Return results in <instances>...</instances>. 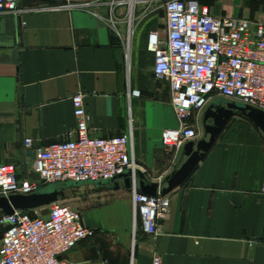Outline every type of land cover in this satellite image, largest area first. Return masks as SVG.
Instances as JSON below:
<instances>
[{"label":"crops","instance_id":"crops-1","mask_svg":"<svg viewBox=\"0 0 264 264\" xmlns=\"http://www.w3.org/2000/svg\"><path fill=\"white\" fill-rule=\"evenodd\" d=\"M112 1L19 0L17 13H0V165H14L19 180L34 179L36 148L71 139L79 93L90 135L131 133L133 158L148 181L161 183L186 160L184 147L170 154L162 144L164 130L178 123L170 85L156 78L149 50L150 35L166 32L161 1L138 0L133 9L126 0ZM211 1L199 0L210 8ZM206 108L190 122L201 131L198 140ZM117 183H92L86 206L76 210L96 234L66 255L72 264H154L157 255L161 264H264V135L245 118L232 117L187 180L167 195L170 214L159 236L145 233L131 189L123 179Z\"/></svg>","mask_w":264,"mask_h":264},{"label":"built area","instance_id":"built-area-1","mask_svg":"<svg viewBox=\"0 0 264 264\" xmlns=\"http://www.w3.org/2000/svg\"><path fill=\"white\" fill-rule=\"evenodd\" d=\"M160 1L166 32L150 35L149 50L155 56L156 78L170 85L171 107L178 123L177 128L164 130L162 144L167 152L177 154L186 143L201 137V131L190 122L213 99L264 112V22L216 16L199 0ZM137 2L126 0L131 9ZM123 3L112 1V5ZM18 4L19 0H0V13L15 14ZM132 96L139 98L140 93L134 91ZM84 99L82 93L73 97L78 124L71 139L35 149L33 171L39 180H19L14 165H0V196L30 195L59 183L105 182L128 171L145 173L133 158L131 133L108 139L90 135L91 118ZM33 145L32 139L25 140L27 149ZM131 195L135 218L141 217L145 233L162 234L170 214L169 197L141 193L135 177ZM34 212L37 215L15 211L0 220L4 227L0 264H72L66 255L96 234L83 224L82 214L63 200ZM154 264H161L158 255Z\"/></svg>","mask_w":264,"mask_h":264},{"label":"water","instance_id":"water-1","mask_svg":"<svg viewBox=\"0 0 264 264\" xmlns=\"http://www.w3.org/2000/svg\"><path fill=\"white\" fill-rule=\"evenodd\" d=\"M234 116H240L252 123L257 130L264 135V112L242 103L219 99L208 105L203 116L204 138L198 141H190L184 146L186 160L179 163L174 171L168 175L161 183H153L147 180L141 171L135 174L128 171L114 180L98 182L97 185H108L113 183L117 188L120 185L118 180L123 179L127 189L132 188V178L135 177L138 190L148 196L168 195L173 190L181 186L205 155L211 149L218 136L221 134L227 123ZM209 120L213 123L209 124ZM35 157V153L32 154ZM33 178L39 180L38 174ZM76 183H59L47 186L30 195H10L9 197L0 196V220L6 216L14 214L15 211L30 212L44 209L66 198L67 190ZM0 226H2L0 224Z\"/></svg>","mask_w":264,"mask_h":264},{"label":"rangeland","instance_id":"rangeland-1","mask_svg":"<svg viewBox=\"0 0 264 264\" xmlns=\"http://www.w3.org/2000/svg\"><path fill=\"white\" fill-rule=\"evenodd\" d=\"M210 6L212 10L220 9L222 12H233L237 16L251 19L261 16L264 19V0H212ZM90 185L79 184L69 188L63 202L74 210L83 209L86 206V197L91 193ZM30 212L31 215H37L34 211ZM2 233V226H0V239Z\"/></svg>","mask_w":264,"mask_h":264},{"label":"bare ground","instance_id":"bare-ground-1","mask_svg":"<svg viewBox=\"0 0 264 264\" xmlns=\"http://www.w3.org/2000/svg\"><path fill=\"white\" fill-rule=\"evenodd\" d=\"M142 172V171H141Z\"/></svg>","mask_w":264,"mask_h":264}]
</instances>
